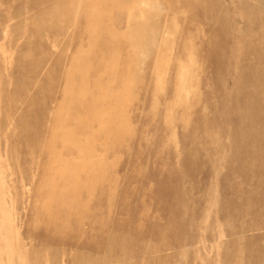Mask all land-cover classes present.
<instances>
[{
	"label": "rangeland",
	"instance_id": "obj_1",
	"mask_svg": "<svg viewBox=\"0 0 264 264\" xmlns=\"http://www.w3.org/2000/svg\"><path fill=\"white\" fill-rule=\"evenodd\" d=\"M0 264H264V0H0Z\"/></svg>",
	"mask_w": 264,
	"mask_h": 264
},
{
	"label": "bare ground",
	"instance_id": "obj_2",
	"mask_svg": "<svg viewBox=\"0 0 264 264\" xmlns=\"http://www.w3.org/2000/svg\"><path fill=\"white\" fill-rule=\"evenodd\" d=\"M146 51H147V50H146ZM146 51H145V52H146ZM143 52H144V51H143ZM145 52H144V53H145ZM145 58H146V57H145Z\"/></svg>",
	"mask_w": 264,
	"mask_h": 264
}]
</instances>
